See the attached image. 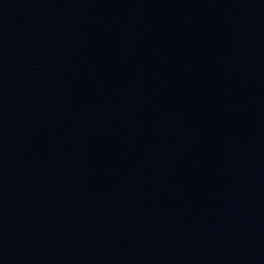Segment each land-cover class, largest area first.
I'll use <instances>...</instances> for the list:
<instances>
[{"label": "water", "instance_id": "1", "mask_svg": "<svg viewBox=\"0 0 264 264\" xmlns=\"http://www.w3.org/2000/svg\"><path fill=\"white\" fill-rule=\"evenodd\" d=\"M128 264H264V69L200 148Z\"/></svg>", "mask_w": 264, "mask_h": 264}]
</instances>
